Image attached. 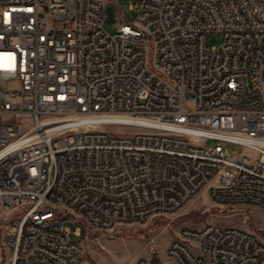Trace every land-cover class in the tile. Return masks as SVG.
I'll use <instances>...</instances> for the list:
<instances>
[{
	"label": "built area",
	"instance_id": "2783aa9c",
	"mask_svg": "<svg viewBox=\"0 0 264 264\" xmlns=\"http://www.w3.org/2000/svg\"><path fill=\"white\" fill-rule=\"evenodd\" d=\"M131 5L133 23L111 0H0V264H92L67 218L87 235L200 193L264 215V0ZM167 254L264 264V240L209 222L182 227Z\"/></svg>",
	"mask_w": 264,
	"mask_h": 264
},
{
	"label": "rangeland",
	"instance_id": "374dc122",
	"mask_svg": "<svg viewBox=\"0 0 264 264\" xmlns=\"http://www.w3.org/2000/svg\"><path fill=\"white\" fill-rule=\"evenodd\" d=\"M132 2L133 0H111L118 21L134 22L137 9L131 5ZM105 27L111 32L115 31L116 21L107 19ZM223 40L222 31L213 30L208 33L210 45H219ZM213 142L214 140L209 141ZM225 150L228 156L233 151L254 155L251 149L240 144H226ZM4 215L0 210V218ZM247 215L222 209L209 199L207 193H200L178 211L157 215L146 222L128 223L110 230L91 229L87 235L85 228L80 234L75 232V228L81 223L67 218L66 224L70 228L71 238L83 241L85 258L92 264H131L137 257H145L148 264H176L168 256L167 248L171 239L184 226L202 227L209 222L238 225L256 231L264 240V215L261 210L257 207L250 208ZM2 224L3 221H0V232ZM2 254L3 251L0 256Z\"/></svg>",
	"mask_w": 264,
	"mask_h": 264
},
{
	"label": "bare ground",
	"instance_id": "6f19581e",
	"mask_svg": "<svg viewBox=\"0 0 264 264\" xmlns=\"http://www.w3.org/2000/svg\"><path fill=\"white\" fill-rule=\"evenodd\" d=\"M114 117L126 118L127 116H123V115H114Z\"/></svg>",
	"mask_w": 264,
	"mask_h": 264
},
{
	"label": "water",
	"instance_id": "95a60500",
	"mask_svg": "<svg viewBox=\"0 0 264 264\" xmlns=\"http://www.w3.org/2000/svg\"><path fill=\"white\" fill-rule=\"evenodd\" d=\"M110 11L112 12V7H110Z\"/></svg>",
	"mask_w": 264,
	"mask_h": 264
},
{
	"label": "crops",
	"instance_id": "0c3cea01",
	"mask_svg": "<svg viewBox=\"0 0 264 264\" xmlns=\"http://www.w3.org/2000/svg\"><path fill=\"white\" fill-rule=\"evenodd\" d=\"M172 240V239H171ZM175 263V262H174ZM177 264V263H176Z\"/></svg>",
	"mask_w": 264,
	"mask_h": 264
}]
</instances>
